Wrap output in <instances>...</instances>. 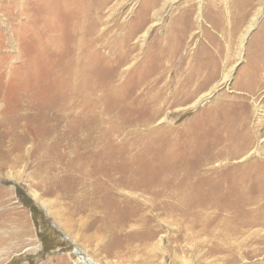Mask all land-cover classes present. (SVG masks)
Masks as SVG:
<instances>
[{"label":"rangeland","instance_id":"1","mask_svg":"<svg viewBox=\"0 0 264 264\" xmlns=\"http://www.w3.org/2000/svg\"><path fill=\"white\" fill-rule=\"evenodd\" d=\"M11 1L0 0V38L1 22L13 6ZM104 3L100 14L102 40L98 43L102 57L101 84L97 90L101 109L113 110L115 114H109V119L127 123V130L135 129L129 139L133 154H145L144 159L153 167H160L162 162L156 148L177 144L176 139L192 132L194 143L181 148L187 154L194 153L196 158L203 157V162L209 161L208 166L202 164L209 171L202 185L210 189L208 195L211 193L212 198L206 208L194 205L207 218L203 223L192 220L195 227L186 231L196 232L200 244L193 240L192 250L182 238L174 240L176 225L187 222L182 218L175 221L169 214L158 218L160 228L154 240L162 237L163 243L161 250H155L158 256L148 261L141 260L145 251L142 243L131 241L137 246L134 253L118 246L117 239L122 238L118 237L116 227L124 218L121 209L116 212L115 224L108 222L117 239L112 234L99 238L94 226L79 227L84 220L88 223L85 212L69 215L68 197L57 191L59 187L71 189L77 173L71 167L70 157L60 155L59 148L65 142L60 130L65 129H57L55 119L45 112L40 115L41 108L35 105L46 88L42 84L36 86L31 109L23 106L13 112L0 104V232H9L16 227L15 222L25 231L23 238L10 239L9 245L0 246V264H264V0ZM34 7L29 9L31 14ZM15 48L13 51L10 45L0 44L4 76L23 63L17 59V50L26 53L24 43L17 41ZM159 49L164 52L157 70L152 62ZM150 53L152 62L147 67L154 70L146 78L143 76L146 87L139 92L145 98L134 101L138 91L131 87V58L134 56L142 66L143 58ZM119 57H127L126 64L114 67V60ZM188 85L189 91H180ZM158 105L162 111L148 125L135 126V121L129 124L131 116L141 120L146 115L148 120ZM162 125H166L167 129L161 130L166 137H173L168 142L156 131ZM50 129L52 134L48 136L45 133ZM154 135L158 137L154 139ZM45 149L51 152L45 154ZM171 151L173 148L167 149V155ZM218 154L227 157L218 161L213 158ZM36 159L43 162L39 163L40 169L33 167ZM8 219L3 226V220ZM206 224L207 230H213L212 240L221 247L227 246L229 251L204 255L207 233L201 232L200 227ZM239 245L240 253L236 251ZM246 250H257V254L247 255L243 253ZM236 253L243 256L233 260L231 254ZM227 258L233 263L225 262Z\"/></svg>","mask_w":264,"mask_h":264},{"label":"bare ground","instance_id":"2","mask_svg":"<svg viewBox=\"0 0 264 264\" xmlns=\"http://www.w3.org/2000/svg\"><path fill=\"white\" fill-rule=\"evenodd\" d=\"M12 1L13 6L8 9L9 14L6 13L8 15L1 22L0 44L10 45L15 51L17 41L22 42L27 52L21 53L17 50V59L22 60L23 63L15 68L9 67L11 69H7V75L4 76L0 66V104L3 103L8 110L13 112L20 110L23 106L31 109V105L34 104L31 99L37 93L36 86L43 84L46 87L43 90L42 100L37 99L35 105L41 108L40 115L45 112L55 119L57 129L59 126L65 129H59L63 132L62 137L65 139L60 146L62 148H59L62 152L60 155L70 157L68 158L72 163L71 167L77 173L71 189L59 187L57 190L60 196L68 197L66 204L68 214L85 212L88 223L85 224V220L83 224L78 223L80 228L87 229V227L94 226L99 233L97 234L99 238L112 234L117 239L111 232L114 228L111 230L108 222L115 221L116 212L121 209L120 214L124 218L116 227L119 231L118 237L122 238V240L117 239L120 240L118 246L134 253L137 246L131 241L142 243V249L145 250L141 256L143 261L158 256L155 250L163 243L162 237L154 240L157 228H160L158 218L160 215L169 214L175 221L180 218L185 219L187 225L184 224L185 227L182 224L176 225L173 238L176 241L182 238L189 242V249L192 246L193 250V240L196 239L197 244H200L195 238L196 232L186 231L195 227L192 220L196 219L203 223L202 221L207 218L204 217L207 214L196 210L194 205L199 204L206 208L208 200L212 199L211 193L208 195L210 189L203 188L202 185L209 172L206 167H202V164L208 166L209 161L203 162V157L196 158L194 153L190 155L183 150L186 144L194 143L192 132L189 131L181 137V140L176 139L177 144L167 143L166 146L156 148L157 157L162 162L159 163L160 167L156 164L153 167L144 159L145 154L139 151L138 153L135 151L136 155L133 154L134 150L131 148L132 143L129 139L134 135L133 130L135 129L127 130V123L109 119V114H115L113 110L101 109L97 90L101 84L100 61L102 57L98 43L102 40L100 14L105 4L104 0H32L33 3L30 1L32 6L29 0ZM33 6H35V12L31 14L29 9L33 10ZM22 16H24V21H21ZM163 52L164 49L158 50L154 56V62H152L151 53L148 54L143 58L145 64L142 66L134 56L131 58L134 63L132 67L134 71L130 73L134 79L131 87L132 91H138V94H134V101L140 97L145 98L144 93H139L146 87V82L142 78L143 76L146 78V75L153 72L154 69L147 67L150 62L155 69H160ZM126 61L127 57H119L114 60L113 66L115 67L116 64L119 67L126 64ZM180 91H189V85L181 88ZM144 110L147 111V109ZM161 111L158 105L148 120H145L146 115L141 120L134 118L133 120L130 114L129 124L132 125L135 121L133 122L135 126H139V123L148 125L149 122L158 118ZM164 129H167L166 125L157 127L156 131L161 133L168 142L173 137H166L167 134L161 131ZM51 132L50 129L45 134L49 136ZM116 134L122 138L119 139ZM157 137L153 136L154 139ZM215 140L218 141L219 138ZM172 148L173 151L167 155L166 150ZM43 152L47 154L51 150L45 149ZM226 157V154H218L213 158L219 161ZM38 160H35L37 164L33 166L36 169L43 163ZM217 163L218 165L224 164V162H216V165ZM202 169L206 171L201 173ZM209 170L212 168L210 167ZM1 189L3 188H0L2 195L3 190ZM237 192L239 194L238 189ZM234 196L232 194V197ZM154 211L155 214H153ZM8 222L9 219L7 222L3 220L2 225ZM15 226L5 234L1 229L0 246L9 245L10 239L24 237L25 231L19 229L18 222H15ZM200 230L207 233L205 243L207 249L204 250V255L217 251L224 253L230 250L227 246L221 247V244L212 240L213 230L212 232L207 230V224L201 226ZM241 248L242 246L239 245L236 251L242 252ZM256 251L246 250L243 253L256 255ZM239 253L231 254L233 260L243 256ZM229 259L227 258L225 262L233 263V260Z\"/></svg>","mask_w":264,"mask_h":264},{"label":"crops","instance_id":"3","mask_svg":"<svg viewBox=\"0 0 264 264\" xmlns=\"http://www.w3.org/2000/svg\"><path fill=\"white\" fill-rule=\"evenodd\" d=\"M244 176H245V174H244Z\"/></svg>","mask_w":264,"mask_h":264}]
</instances>
